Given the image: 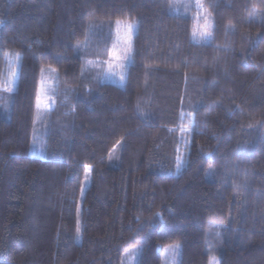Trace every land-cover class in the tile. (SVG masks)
I'll return each mask as SVG.
<instances>
[{"label": "trees", "instance_id": "16d2710c", "mask_svg": "<svg viewBox=\"0 0 264 264\" xmlns=\"http://www.w3.org/2000/svg\"><path fill=\"white\" fill-rule=\"evenodd\" d=\"M204 8L208 42L194 34ZM114 20L138 23L133 61L90 83L77 47ZM8 52L21 55L11 93ZM46 73L55 105L38 157ZM2 95L0 264H121L137 244L140 264H162L174 242L180 264H209L215 223L233 229L220 264H264V0H0Z\"/></svg>", "mask_w": 264, "mask_h": 264}, {"label": "rangeland", "instance_id": "374dc122", "mask_svg": "<svg viewBox=\"0 0 264 264\" xmlns=\"http://www.w3.org/2000/svg\"><path fill=\"white\" fill-rule=\"evenodd\" d=\"M186 4L195 2V0H184ZM208 14L207 23L209 25V31L212 37L213 22L211 20V14L208 10L201 9V20L198 22V26L195 27V34H198L201 40L208 42L200 35V32L204 27V16ZM132 24L134 26L131 41V51L129 52V58L126 63L133 61V39L138 30V23L132 20H114L109 22H102V25L93 26L88 38L81 42L77 47V52L84 60L83 71L87 80L90 83L96 84L97 81H101L103 77L106 64L108 62H117L111 59L113 52V44L117 43L119 37L123 35L125 26ZM119 25V27H118ZM98 42V43H97ZM122 47V45L120 46ZM21 64V55L18 53L8 52L6 54V65L4 71V77L2 82V91L11 93L16 90L19 79V71ZM55 78L51 77L49 73H46L40 87L38 107V113L36 117V125L34 129V136L32 140L31 154L38 157L45 156V128L48 122V113L55 105L54 97ZM4 95L0 99V112L9 119L11 117V104ZM121 162V148L115 150L110 157V164L112 166H118ZM86 169L88 173L84 177L82 186V194L79 203V217H81L83 198L92 181V170ZM86 174V173H85ZM233 229L230 225H224L221 223L213 224L208 230V242L210 246V256L216 255L220 264V252L223 250L225 241L228 235H231ZM162 250V264H180L182 256V245L180 242H174L160 247ZM142 255V245L137 244L130 249L126 250L122 256L121 264H140ZM210 264V263H209Z\"/></svg>", "mask_w": 264, "mask_h": 264}, {"label": "snow or ice", "instance_id": "6c2138e0", "mask_svg": "<svg viewBox=\"0 0 264 264\" xmlns=\"http://www.w3.org/2000/svg\"><path fill=\"white\" fill-rule=\"evenodd\" d=\"M195 6L197 8H202V5H200L199 3H197ZM207 18H208V14L205 13L204 27H203V30L200 32V35L204 37L206 40L211 38V32L208 30L209 25L207 23ZM133 29H134V26L132 24L126 25L123 35L119 37V40L117 43L113 44V52H112L111 59L113 61H117V63L116 64L109 63L110 69L113 67L123 69L125 67V64L129 58V52L131 51V47H132L131 41L133 38L132 36ZM121 45L122 47H120ZM39 104H40V100H39V97H37L38 107H39ZM88 171L90 172V168L88 169ZM87 174L88 173L86 172L85 175L87 176ZM210 264H219V259L216 255L213 254L210 256Z\"/></svg>", "mask_w": 264, "mask_h": 264}]
</instances>
